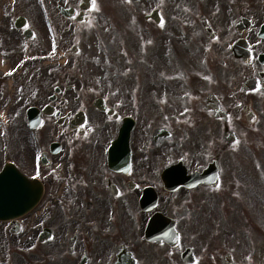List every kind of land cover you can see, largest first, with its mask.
I'll list each match as a JSON object with an SVG mask.
<instances>
[{
  "label": "flooded vegetation",
  "instance_id": "flooded-vegetation-1",
  "mask_svg": "<svg viewBox=\"0 0 264 264\" xmlns=\"http://www.w3.org/2000/svg\"><path fill=\"white\" fill-rule=\"evenodd\" d=\"M3 106L0 264H263L264 0H0Z\"/></svg>",
  "mask_w": 264,
  "mask_h": 264
},
{
  "label": "rangeland",
  "instance_id": "rangeland-1",
  "mask_svg": "<svg viewBox=\"0 0 264 264\" xmlns=\"http://www.w3.org/2000/svg\"><path fill=\"white\" fill-rule=\"evenodd\" d=\"M84 77L89 78L90 75H84ZM22 109L23 107L21 106H12V107L3 106L4 113L7 115L9 120L0 121V163H1V160L4 162L9 157L13 158L11 153H9L8 156L4 155L3 153L5 145H8L6 144L8 137H10L11 135L16 136L17 132H21V136L25 134L27 125L24 120V115L21 114ZM263 118H264L263 115H261L260 120L257 122V142H256L257 144H255V146L257 147L256 149L253 150L254 157L256 156L255 152L257 151V158L254 159L252 155L248 160L250 163L249 166L253 168H254V163L256 160L262 166V167L259 166L257 162L255 163L256 178H257L258 184L262 183L260 182L261 180H264V119ZM4 129H5L4 134H6V136H4L3 134ZM14 140L12 143L13 151L17 147V146L15 147L14 145ZM263 248H264V243L262 247L258 248V261L259 262H260V258L264 259V249ZM2 260H3V255L0 254V261ZM262 263L264 264V261Z\"/></svg>",
  "mask_w": 264,
  "mask_h": 264
},
{
  "label": "water",
  "instance_id": "water-1",
  "mask_svg": "<svg viewBox=\"0 0 264 264\" xmlns=\"http://www.w3.org/2000/svg\"><path fill=\"white\" fill-rule=\"evenodd\" d=\"M37 201V195L29 193L25 178L15 180L13 168L8 164L0 174V219H9L27 211Z\"/></svg>",
  "mask_w": 264,
  "mask_h": 264
},
{
  "label": "snow or ice",
  "instance_id": "snow-or-ice-1",
  "mask_svg": "<svg viewBox=\"0 0 264 264\" xmlns=\"http://www.w3.org/2000/svg\"><path fill=\"white\" fill-rule=\"evenodd\" d=\"M93 5L95 6V0H93Z\"/></svg>",
  "mask_w": 264,
  "mask_h": 264
}]
</instances>
